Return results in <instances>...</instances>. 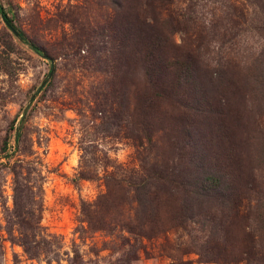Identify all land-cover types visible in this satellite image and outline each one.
Returning a JSON list of instances; mask_svg holds the SVG:
<instances>
[{
	"label": "rangeland",
	"instance_id": "374dc122",
	"mask_svg": "<svg viewBox=\"0 0 264 264\" xmlns=\"http://www.w3.org/2000/svg\"><path fill=\"white\" fill-rule=\"evenodd\" d=\"M0 4L29 40L0 14V264H215L198 251L222 246L216 201L172 181L204 158L259 193L250 217L264 195V0ZM234 218L237 237L255 224Z\"/></svg>",
	"mask_w": 264,
	"mask_h": 264
},
{
	"label": "trees",
	"instance_id": "16d2710c",
	"mask_svg": "<svg viewBox=\"0 0 264 264\" xmlns=\"http://www.w3.org/2000/svg\"><path fill=\"white\" fill-rule=\"evenodd\" d=\"M114 1L118 3L119 0ZM154 1L155 0H146L147 3L150 2L152 5ZM163 2L169 3L172 2V0H163ZM156 8L157 7L152 8V18L156 17ZM0 14L13 28L14 25L6 16L1 4ZM145 27L147 28L148 24L141 26V29L146 31ZM13 30L19 39L25 42L29 41L20 29H17L14 26ZM155 40L161 41L162 38L161 36L156 35ZM30 45L36 51H39L34 43H30ZM154 48L155 47H153V54ZM173 63L179 66L178 81L182 84V86L185 85L189 88L186 90L187 96L190 98L193 97V100H197L199 98V90H201V88L197 82L196 75L194 73V63L190 59V56H185L182 60L178 57ZM198 103L199 102L196 101V104ZM193 110L200 112L201 108L199 107V104L198 106H194ZM189 162L185 163L183 169L187 168L190 172L186 174L187 176H184L179 172L180 169H178L174 175L172 186L178 190H182L186 199L193 201L190 203L191 205H196L203 199H213L216 201V206H209L220 211L218 220H216L215 215H210L214 216V219L207 217L208 219L206 218V223L203 224L205 228L214 225L211 229H214L213 233L215 240L221 239L222 246L215 252L213 251V253H210L209 251L211 250V247L209 245H211V242L207 240V244L203 247V249L198 251L199 255L203 260L212 261L215 264H238L239 262H243L244 264H264V195H255V207L252 212V217H250L249 203H244V205L242 203L243 199L245 197L253 198L252 194L259 193L252 191L251 188L250 196L246 193L240 196L237 184L241 182L242 177L239 173L227 171L225 167H220L216 161L214 162L208 160V163H204V158H200L199 173L198 176H195L191 171L192 163L190 159ZM251 177L252 176L247 178L244 182L251 181ZM168 179L169 178H166L165 180ZM183 194L182 199L184 202L181 203L180 207V211L183 213L180 217H188L189 219H192L195 216V209H192V206H190L188 202L187 204L185 203L186 199ZM241 208L246 209L245 212H242ZM234 217H237V219L241 218L243 220L246 218H252L254 219L253 222L255 224L246 225L242 223L243 226L240 225L241 237H237L235 234H238V232L234 233L231 229L232 224H236V219ZM243 227H245V229ZM217 228L222 231L221 235L218 234ZM250 230L255 231L256 234L252 235ZM181 264L187 263L182 262Z\"/></svg>",
	"mask_w": 264,
	"mask_h": 264
},
{
	"label": "water",
	"instance_id": "95a60500",
	"mask_svg": "<svg viewBox=\"0 0 264 264\" xmlns=\"http://www.w3.org/2000/svg\"><path fill=\"white\" fill-rule=\"evenodd\" d=\"M4 21L10 26V24L4 19ZM11 27V26H10ZM12 28V27H11Z\"/></svg>",
	"mask_w": 264,
	"mask_h": 264
}]
</instances>
